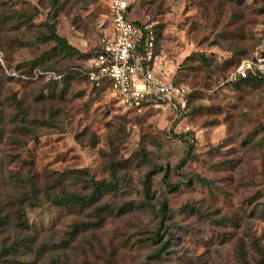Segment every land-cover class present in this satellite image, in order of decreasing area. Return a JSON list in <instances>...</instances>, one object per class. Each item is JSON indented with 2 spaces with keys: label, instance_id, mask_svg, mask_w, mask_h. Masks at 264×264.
<instances>
[{
  "label": "rangeland",
  "instance_id": "374dc122",
  "mask_svg": "<svg viewBox=\"0 0 264 264\" xmlns=\"http://www.w3.org/2000/svg\"><path fill=\"white\" fill-rule=\"evenodd\" d=\"M107 5L0 0L1 240L33 238L24 264H264L263 0H135L129 17L153 27L156 66L190 91L181 122L166 106L129 112L87 78L112 38ZM47 23L78 53L55 49ZM152 166L177 189L156 173L146 200ZM112 171L116 188L89 206L22 197L27 182L88 195L89 177Z\"/></svg>",
  "mask_w": 264,
  "mask_h": 264
},
{
  "label": "built area",
  "instance_id": "2783aa9c",
  "mask_svg": "<svg viewBox=\"0 0 264 264\" xmlns=\"http://www.w3.org/2000/svg\"><path fill=\"white\" fill-rule=\"evenodd\" d=\"M134 2L108 0L112 38L97 56V64L87 72V78L95 85L107 83L129 112L166 106L174 121L181 122L188 111L190 91L156 66L151 24H136L129 17L128 9Z\"/></svg>",
  "mask_w": 264,
  "mask_h": 264
},
{
  "label": "trees",
  "instance_id": "16d2710c",
  "mask_svg": "<svg viewBox=\"0 0 264 264\" xmlns=\"http://www.w3.org/2000/svg\"><path fill=\"white\" fill-rule=\"evenodd\" d=\"M135 3V2H134ZM134 3L129 7L128 11L131 13L132 11V7L134 5ZM263 4H264V0H263ZM129 13V15H130ZM131 19V18H130ZM131 21H133L136 24H140V23H144V22H138V21H134L131 19ZM147 23V22H145ZM46 29L48 31V37L49 39H52L55 42V49L61 50V51H67V52H72V53H78V51L72 47L71 45H69L67 43V41L60 37L55 29V25L53 23H47L46 25ZM153 28V27H152ZM154 31V30H153ZM154 55L155 52H154ZM251 76L250 74H248V77ZM252 77V76H251ZM264 80V77H263ZM190 97V94H189ZM189 102V101H188ZM189 105V103H188ZM184 145L186 146V153L189 154L191 149H192V145L189 144V142H187L185 139L182 140ZM143 155V152L141 153ZM186 158H188V155L185 156V158L180 159V161L178 162L176 167L179 166H183ZM167 170L166 168H164L163 166H152L150 171L146 174L145 177V181L143 182V194L146 200H151L152 198V194L150 192L149 189V182H150V178L155 175L156 173L159 172H164L163 175V184L164 187L166 188L167 191L173 192L177 189V185L176 184H171L168 180V174H167ZM185 177V176H184ZM87 183L89 184V186L91 187V193L88 195H81V194H77V193H71V192H65V191H61L60 195H50L46 190H40L39 188H36L35 184L32 182H27V186L28 188V194L30 196H26V194H22V197L24 198H28L31 202H37V194L39 192H43V196L45 199V202L50 203L51 206H55V207H70V206H77V207H84V206H89L91 205L93 202L97 201L102 193L108 189H114L116 188L117 184H118V179L115 175V171L111 172V180L108 181H95L92 178L89 177V179L87 180ZM32 192V193H30ZM103 208V207H102ZM101 206L98 207V209H96V211H101ZM103 210V209H102ZM168 206L166 202H161L160 203V208H159V213H160V220H159V224H158V228L159 229H164L166 233H168L167 228L164 226V219L168 214ZM18 226L23 229V230H27L28 229V223L26 219H22V213L19 212L18 213ZM9 217L7 216H1L0 215V233L5 229V225L7 223H9ZM77 230V228L73 229V231L75 232ZM1 235V234H0ZM160 234H157V239H160ZM33 245V238L31 237H23V238H19V237H14L11 241H9L8 239L6 240H1L0 238V264H24L21 260H18V257H22L25 255V252H27L28 250L30 251ZM167 247V243L166 242H162L159 249L156 250V253H158L159 251H164L165 248Z\"/></svg>",
  "mask_w": 264,
  "mask_h": 264
}]
</instances>
